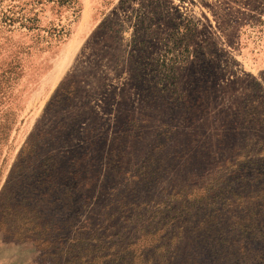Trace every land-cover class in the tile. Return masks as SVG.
<instances>
[{
    "label": "rangeland",
    "instance_id": "1",
    "mask_svg": "<svg viewBox=\"0 0 264 264\" xmlns=\"http://www.w3.org/2000/svg\"><path fill=\"white\" fill-rule=\"evenodd\" d=\"M0 264H264V0H0Z\"/></svg>",
    "mask_w": 264,
    "mask_h": 264
}]
</instances>
